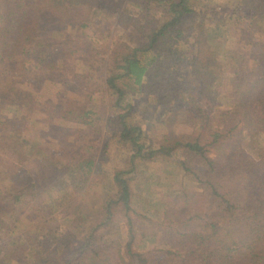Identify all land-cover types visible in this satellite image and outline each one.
<instances>
[{"label": "trees", "instance_id": "1", "mask_svg": "<svg viewBox=\"0 0 264 264\" xmlns=\"http://www.w3.org/2000/svg\"><path fill=\"white\" fill-rule=\"evenodd\" d=\"M226 1L231 12H220L210 27L187 33L195 50L189 65L182 28L195 20L199 0H136V6L156 3L162 10L157 18L124 16L145 41L110 55L102 84L119 141L133 152L132 160L179 158L176 166L191 190L180 191L153 219L134 204L126 177L134 169L115 170L116 190L106 200L103 219L61 232L58 221L48 218L31 237L14 231L16 209L39 193L64 192L70 187L67 179L83 177L95 166L92 157L81 154H67L56 168L52 160L41 162L33 179L0 192L7 205L0 210V242L12 241L6 253L16 259L8 264H264V0ZM101 2L0 0V62L41 50L39 26L45 20L62 26L71 19L86 28ZM234 24L261 42L252 59L236 51L228 58L217 55L219 32ZM73 78L81 87L87 82L85 74ZM222 83L228 91L220 88ZM87 88L85 95H94ZM145 105L164 115L181 113L191 132L142 143L138 117ZM90 118L85 112L72 120L90 127L85 122ZM6 261L0 253V264Z\"/></svg>", "mask_w": 264, "mask_h": 264}, {"label": "rangeland", "instance_id": "2", "mask_svg": "<svg viewBox=\"0 0 264 264\" xmlns=\"http://www.w3.org/2000/svg\"><path fill=\"white\" fill-rule=\"evenodd\" d=\"M135 1L102 0L84 29H79L71 19L62 26L54 20H45L39 26L41 50L16 61L0 62V192L8 193L15 182L33 179L41 162L47 165L52 160L56 168L67 154L92 157L95 164L91 173L86 172L73 181L67 179L70 187L64 192L39 193V197L30 198L28 205L24 203L16 209L18 229L15 232L37 236L40 230L35 229H40L42 221L48 218L58 221L56 225L61 232L75 230L80 222L100 221L107 198L116 190L112 182L115 170L134 169L126 175L134 204L153 219L161 215L166 203L180 191L191 190L192 185L176 166L179 158L132 160L133 152L119 141L111 99L102 87L110 71V55L145 41L144 36L127 25L124 16L129 12L157 18L162 10L156 3L136 6ZM199 3L195 20L182 28L185 31L183 51L189 65L195 50L191 47L193 36L187 33L195 27L208 28L223 11L231 12L226 0H199ZM250 35L235 24L220 31L217 55L228 58L236 51L245 60L252 59L253 50L261 42ZM75 73L87 76L83 87L74 82ZM189 75H193L190 70ZM87 86L90 92L96 91L94 95H85L89 91ZM220 88L228 91L226 83ZM139 109L144 144L191 132L181 113L164 115L152 105ZM85 112L90 113L91 118L85 120L90 127L72 120L73 116ZM17 137L27 144L17 141ZM3 206L7 207L0 201L1 211ZM11 242H0V253L6 257V264L16 260L6 253L13 248Z\"/></svg>", "mask_w": 264, "mask_h": 264}]
</instances>
